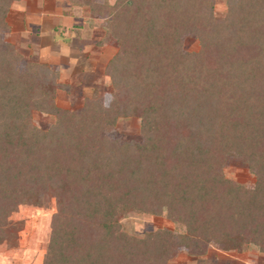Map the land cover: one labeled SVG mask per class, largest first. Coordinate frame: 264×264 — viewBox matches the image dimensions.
Wrapping results in <instances>:
<instances>
[{
    "label": "trees",
    "instance_id": "1",
    "mask_svg": "<svg viewBox=\"0 0 264 264\" xmlns=\"http://www.w3.org/2000/svg\"><path fill=\"white\" fill-rule=\"evenodd\" d=\"M0 0V240L9 214L52 201L39 264H167L179 247L203 254L256 245L264 254V0H68L105 20L117 51L105 67V106L55 107L66 85L2 40L11 4ZM199 50L186 52L185 37ZM34 110L54 116L43 131ZM119 118L142 141L110 139ZM254 186L224 174L229 157ZM165 216L174 228L136 237L118 214Z\"/></svg>",
    "mask_w": 264,
    "mask_h": 264
},
{
    "label": "rangeland",
    "instance_id": "2",
    "mask_svg": "<svg viewBox=\"0 0 264 264\" xmlns=\"http://www.w3.org/2000/svg\"><path fill=\"white\" fill-rule=\"evenodd\" d=\"M225 13L226 0H215V18L219 20ZM6 21L8 29L1 33V37L13 44L21 55L20 68L31 62L44 63L59 74L58 82L66 85L56 92L55 107L78 110L90 97H96L108 106L112 88L105 76V67L117 51V44L106 37L105 20L92 17L88 7L72 6L68 0H20L11 4ZM198 48L197 38H184L186 52ZM30 122L46 131L55 118L34 110ZM108 136L110 139L142 141L140 121L119 118ZM229 158L224 167L225 176L235 184L252 188L254 175L244 163L233 156ZM53 210L54 205L49 200L46 207L25 204L9 214L5 239L0 240V264H39L42 261ZM118 221L126 233L136 237L157 229L174 228L164 215L120 213ZM255 246L222 250L219 245L210 243L198 256L179 247L167 264H264L263 253Z\"/></svg>",
    "mask_w": 264,
    "mask_h": 264
},
{
    "label": "crops",
    "instance_id": "3",
    "mask_svg": "<svg viewBox=\"0 0 264 264\" xmlns=\"http://www.w3.org/2000/svg\"><path fill=\"white\" fill-rule=\"evenodd\" d=\"M251 246H253V245H251ZM255 246V245H254ZM256 247V246H255ZM243 253V252H242ZM259 253V252H258ZM262 253V252H261ZM261 253H259V254H261ZM263 257H264V254L262 255Z\"/></svg>",
    "mask_w": 264,
    "mask_h": 264
}]
</instances>
